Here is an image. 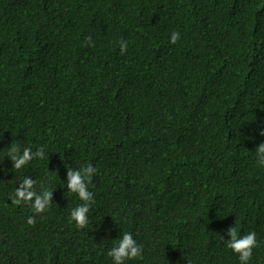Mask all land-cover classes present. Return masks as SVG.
Wrapping results in <instances>:
<instances>
[{
    "label": "trees",
    "instance_id": "obj_1",
    "mask_svg": "<svg viewBox=\"0 0 264 264\" xmlns=\"http://www.w3.org/2000/svg\"><path fill=\"white\" fill-rule=\"evenodd\" d=\"M262 133L264 0H0V264H112L124 231L126 264H239L236 225L264 264ZM11 144L44 156L14 169ZM88 163L78 228L67 170ZM25 177L44 212L12 203Z\"/></svg>",
    "mask_w": 264,
    "mask_h": 264
},
{
    "label": "clouds",
    "instance_id": "obj_2",
    "mask_svg": "<svg viewBox=\"0 0 264 264\" xmlns=\"http://www.w3.org/2000/svg\"><path fill=\"white\" fill-rule=\"evenodd\" d=\"M180 32L173 30L170 33V43L176 44L180 39ZM87 40L91 42V37ZM128 47V42L121 39L119 48L121 53H124ZM264 134V133H262ZM43 148L33 151L30 146H25L22 149L17 145L11 144L8 147L7 158L13 161L14 169H22L34 157H43ZM256 162L259 166H264V142L260 143L255 150ZM97 172L96 167L88 163L79 168H70L67 170L66 187L68 193H75L78 198L83 201L77 204L70 211L71 220L75 222L78 228H82L88 224L89 211L94 201V194L89 189L92 177ZM34 181L31 178L25 177L20 187H15L14 195L10 197L13 204H21L29 202L31 209L35 213L44 212L52 201V190L41 186L39 192L34 190ZM34 222V217L29 216L28 224ZM228 236L226 247L231 249L238 255L239 264H249L253 255V249L257 247V233L248 231L241 234L238 232V226L229 227L227 229ZM113 244L107 251V256L111 257L112 264H126V261L142 258L143 245L138 243L134 238L133 233L124 231L119 237L113 239Z\"/></svg>",
    "mask_w": 264,
    "mask_h": 264
}]
</instances>
